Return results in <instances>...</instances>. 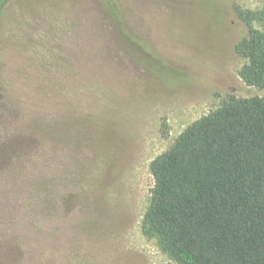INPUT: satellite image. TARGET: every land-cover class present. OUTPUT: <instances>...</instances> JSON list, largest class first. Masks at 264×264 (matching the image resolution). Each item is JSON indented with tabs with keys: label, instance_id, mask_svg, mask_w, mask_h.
<instances>
[{
	"label": "rangeland",
	"instance_id": "374dc122",
	"mask_svg": "<svg viewBox=\"0 0 264 264\" xmlns=\"http://www.w3.org/2000/svg\"><path fill=\"white\" fill-rule=\"evenodd\" d=\"M264 0H6L0 264H179L143 233L151 163L231 98Z\"/></svg>",
	"mask_w": 264,
	"mask_h": 264
},
{
	"label": "trees",
	"instance_id": "16d2710c",
	"mask_svg": "<svg viewBox=\"0 0 264 264\" xmlns=\"http://www.w3.org/2000/svg\"><path fill=\"white\" fill-rule=\"evenodd\" d=\"M6 0H0V10ZM249 35L239 75L264 90V6L238 11ZM142 230L179 264H264V98H231L150 166Z\"/></svg>",
	"mask_w": 264,
	"mask_h": 264
}]
</instances>
